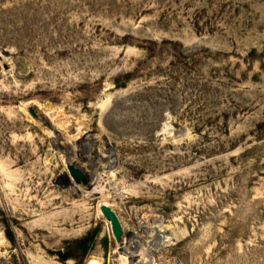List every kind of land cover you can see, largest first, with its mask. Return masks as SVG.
<instances>
[{
	"label": "rangeland",
	"instance_id": "obj_1",
	"mask_svg": "<svg viewBox=\"0 0 264 264\" xmlns=\"http://www.w3.org/2000/svg\"><path fill=\"white\" fill-rule=\"evenodd\" d=\"M0 264H264V0H0Z\"/></svg>",
	"mask_w": 264,
	"mask_h": 264
},
{
	"label": "water",
	"instance_id": "obj_2",
	"mask_svg": "<svg viewBox=\"0 0 264 264\" xmlns=\"http://www.w3.org/2000/svg\"><path fill=\"white\" fill-rule=\"evenodd\" d=\"M67 168H68L70 176L72 177L75 183H83V184L86 183V178L80 169L72 165H68ZM100 210L102 211L104 216L108 220H110L112 232L115 235V237L119 238L122 232V229H121L120 222L115 212L108 205H105V204L101 205Z\"/></svg>",
	"mask_w": 264,
	"mask_h": 264
},
{
	"label": "bare ground",
	"instance_id": "obj_3",
	"mask_svg": "<svg viewBox=\"0 0 264 264\" xmlns=\"http://www.w3.org/2000/svg\"><path fill=\"white\" fill-rule=\"evenodd\" d=\"M72 178V177H71ZM73 180V179H72ZM74 181V180H73ZM101 205H103V204H101ZM106 205V204H105ZM101 213H102V211H101ZM103 214V213H102ZM103 216H104V214H103ZM105 217V216H104ZM106 218V217H105ZM107 219V218H106ZM108 220V219H107ZM109 222H110V220H108Z\"/></svg>",
	"mask_w": 264,
	"mask_h": 264
}]
</instances>
